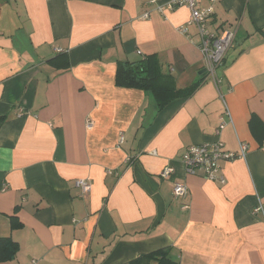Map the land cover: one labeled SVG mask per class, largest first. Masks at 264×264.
Returning <instances> with one entry per match:
<instances>
[{"label": "crops", "instance_id": "1", "mask_svg": "<svg viewBox=\"0 0 264 264\" xmlns=\"http://www.w3.org/2000/svg\"><path fill=\"white\" fill-rule=\"evenodd\" d=\"M163 3L0 0V237L19 245L0 264H127L165 247L178 264H264V141L248 123H264V0L214 5L210 28L234 34L218 85L206 78L158 110L113 76L117 60L149 54L178 87L204 76L190 11ZM60 53L66 68L49 63ZM218 137L247 145L221 163L225 182L187 174L183 150ZM166 165L174 173L160 178ZM79 178L91 181L84 197Z\"/></svg>", "mask_w": 264, "mask_h": 264}, {"label": "built area", "instance_id": "2", "mask_svg": "<svg viewBox=\"0 0 264 264\" xmlns=\"http://www.w3.org/2000/svg\"><path fill=\"white\" fill-rule=\"evenodd\" d=\"M158 2L160 0H152ZM206 5H201L200 0H164L163 5H158L159 11L164 9H173L178 6H185L190 11L189 19L186 25H191L195 28L198 38V47L201 50L203 57V68L207 78L212 79L218 85L220 79L217 76V68L221 65L222 59L230 46L232 45L234 34L232 31L219 28L211 29L209 26L210 17L214 13V5L219 0H205ZM179 31L183 34H188L186 26H180ZM192 41V37H190ZM56 51L60 52L59 49ZM224 122H221L216 136H219L220 129L223 128ZM91 121L86 120L87 128L91 127ZM123 136H119V143H122ZM247 145L244 142L239 144V151L234 152L224 148L223 142L219 137L211 142L193 144L185 148L180 156V162L183 165L184 171L187 174L202 176L210 181L225 182L222 175L221 163L230 161L237 157H242L247 150ZM174 173V168L171 165H166L160 172V178H169ZM75 186L79 189V196H86L91 190V181L86 178L75 180ZM172 194L174 198L184 199L188 195V187L182 180H174L172 183ZM186 207V205H185ZM260 207L254 209L258 212Z\"/></svg>", "mask_w": 264, "mask_h": 264}, {"label": "trees", "instance_id": "3", "mask_svg": "<svg viewBox=\"0 0 264 264\" xmlns=\"http://www.w3.org/2000/svg\"><path fill=\"white\" fill-rule=\"evenodd\" d=\"M65 54L60 53L56 57L49 60L53 66L58 68H66L68 61L63 65H56L55 61ZM114 73V85L121 88H133L142 90L151 95L158 110L162 109L169 102L177 98H185L191 96L196 89L207 78L204 69L201 73L204 76L197 81L192 82L186 86L178 87L176 77L170 72H164L161 68L160 61L156 54L145 55L139 59L117 60ZM249 127L252 134L255 135L259 144L262 145L264 141V123L255 115L251 114L249 119ZM18 206H15L14 214L9 216L10 227L15 229L21 227L22 224L18 222L16 211ZM18 243L13 241L10 237H0V262L11 261L19 250ZM127 264H178L169 256V248H159L148 253L140 254L138 257L129 261Z\"/></svg>", "mask_w": 264, "mask_h": 264}]
</instances>
